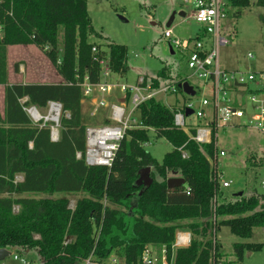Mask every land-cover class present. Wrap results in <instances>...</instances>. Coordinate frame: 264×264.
I'll return each mask as SVG.
<instances>
[{"label": "trees", "instance_id": "obj_1", "mask_svg": "<svg viewBox=\"0 0 264 264\" xmlns=\"http://www.w3.org/2000/svg\"><path fill=\"white\" fill-rule=\"evenodd\" d=\"M256 3L264 6V0ZM230 4L245 7L249 0ZM89 35L100 37L86 0H0V248L34 250L42 264H81L90 255L104 263L112 252L122 264H136L148 245L165 246L171 253L176 232L184 230L191 234L190 244L174 250L173 264H240L244 251L260 244L234 243L235 259L221 262L215 235L223 226L242 238L253 228H264V193L228 196L218 181L214 134L207 143L194 141L193 128L174 125L176 106L154 97L141 102V127L126 130L111 167L87 166L83 157H76L84 152L86 128L77 82L85 75L93 82L98 78L92 47L98 57L107 53L113 73L127 69L124 45L107 40L104 50L88 42ZM9 45L40 48L63 81L9 83ZM160 79H166L164 68L156 77L144 75L153 88L163 84ZM184 80L174 83L175 94L185 95L179 86ZM48 101L61 105L56 141L50 139L48 125H33L23 109L45 107ZM150 129L172 146L161 162L144 148ZM146 167L151 183L142 192L135 182ZM171 175L185 183L167 188ZM56 193L85 196L71 209L68 199L54 197ZM36 194L45 197L32 196Z\"/></svg>", "mask_w": 264, "mask_h": 264}, {"label": "rangeland", "instance_id": "obj_2", "mask_svg": "<svg viewBox=\"0 0 264 264\" xmlns=\"http://www.w3.org/2000/svg\"><path fill=\"white\" fill-rule=\"evenodd\" d=\"M257 0H249V5L245 7H233L229 9L227 17L222 21L225 33L231 32V43L219 50V67L226 71L241 70L264 71V6L256 3ZM87 12L92 27L100 34V37L89 35L88 42L99 44L106 50V42L124 45L127 49V69L124 74H112L110 82L132 85L138 77L144 75L156 77L160 69H165L166 79H160L163 84H174L177 81H187L194 87L195 95L188 97L183 94H159L157 100L166 106H181L185 101L191 105V110H197L200 100L203 97L208 99L205 108V119H198L194 114L185 117L187 128H198L202 123L210 119L212 111V90L211 83L204 82L191 74V70L186 65V57L179 49L172 46L168 39L163 36V32L171 29L172 38L184 40L193 38L201 26L192 18V8L182 4V0H86ZM185 13L181 16L179 12ZM174 18L169 26H166L172 13ZM59 40L61 33H59ZM170 47L172 53L170 52ZM247 53L252 54V58L247 57ZM61 57V51L58 53ZM7 63L11 72L9 83H21L24 74L31 75L40 70H44L47 75L56 74L59 76L56 67L50 62L45 53L38 47H23L19 45L7 46ZM18 63L17 69L21 65L23 74L21 77L15 74L13 64ZM37 71V72H36ZM49 82H62V78H50ZM26 83H36L37 78H26ZM249 89H254L253 84H248ZM250 92L247 90H231L227 93V102L221 107L242 106L245 110L243 117L239 118L244 125H238L237 119L232 118V122L225 126L213 130L216 145V169L217 172L231 184L223 188L228 196L242 192L245 196L256 193H264V133L250 126L249 121L254 113V105L250 101ZM3 104V86H0V115ZM88 104L81 105L82 123L85 126L98 125L102 122L101 113L96 117H90ZM41 114L46 113V109L39 108ZM61 114V111H60ZM60 116V115H59ZM132 117L137 121L138 112H134ZM54 126V122H49ZM146 151L157 162H161L163 155L170 151L171 144L162 137H156L153 130L148 132V141L144 144ZM222 153V154H220ZM17 180L20 176H17ZM35 197H45L43 194L32 195ZM54 197H65L70 206L75 205V201L85 196L79 194H53ZM17 211V207L14 208ZM189 232V231H187ZM215 240L220 244L221 262H229L235 259L232 245L234 243L260 244L244 251L240 264H264V229L253 228L252 233L247 238H242L232 234L225 226L221 227ZM11 253H18L30 264H42L34 250L25 253L16 249H9ZM89 258V257H88ZM117 263H122V258L113 252L104 263L98 261L97 264H110L111 259ZM93 262V259H91ZM0 264H19L11 255L0 261ZM81 264H87V260ZM88 264H96L89 263Z\"/></svg>", "mask_w": 264, "mask_h": 264}, {"label": "built area", "instance_id": "obj_3", "mask_svg": "<svg viewBox=\"0 0 264 264\" xmlns=\"http://www.w3.org/2000/svg\"><path fill=\"white\" fill-rule=\"evenodd\" d=\"M182 4L192 8V18L201 26L193 38L179 40L172 38L171 29L163 32V36L169 43L179 49L186 57V65L191 70V74L204 82L211 83L212 90V111L210 119L202 123L198 128H193L195 133L191 138L200 143H207L211 140V133L219 127L229 125L232 118L239 122L244 116L245 110L242 106H223L227 102V93L231 90L243 89L250 93V101L255 106L254 113L249 121L250 126L264 133V71H226L219 67V50L231 43V32L225 33L222 21L227 17L229 9L233 8L230 0H182ZM198 34H202L198 37ZM94 60L99 65L98 78L90 81L85 75L82 80L77 82L81 87V103H87L90 107L89 116L96 117L101 114L102 122L98 125H88L85 128V148L83 154L76 152V157H83L87 166L111 167L115 152L119 142L123 139L126 130L141 127L139 120H135L132 115L138 111V106L144 100L154 97L157 99L159 94L176 93L174 84H160L153 88L149 81L143 77H138L134 84L123 85L110 82L112 72L109 65L107 53L103 57H98V50L92 47ZM247 57L252 58L248 53ZM253 84L254 89H249L248 84ZM188 97V96H187ZM191 98V97H190ZM188 97L187 100L190 99ZM26 98H22L24 102ZM208 99L203 97L196 111H192L198 119H205V108ZM52 107H56L55 119L52 121ZM35 105L23 107L31 123L39 127L48 125L50 139H58V126L61 105L58 102L48 101L46 113L43 115ZM191 109V105L186 101L177 108L174 113V125L187 131L185 123V109ZM49 122H54V126ZM244 125L240 122L238 125ZM222 154V153H220ZM219 184L226 188L231 184L230 180L218 176ZM264 191V184L262 185ZM68 207L73 209L74 206ZM191 234L184 230L176 232L175 239L171 244V253H168L165 246H146L139 255L136 264H173L174 250L178 247H186L190 244ZM19 264H30V261L14 252L10 254ZM92 256L87 258V264L96 263L91 261ZM85 261V260H84ZM110 264L117 263L111 259Z\"/></svg>", "mask_w": 264, "mask_h": 264}, {"label": "water", "instance_id": "obj_4", "mask_svg": "<svg viewBox=\"0 0 264 264\" xmlns=\"http://www.w3.org/2000/svg\"><path fill=\"white\" fill-rule=\"evenodd\" d=\"M174 12L171 14L166 26H169L174 18ZM179 14L181 16H185V13L180 11ZM170 52L172 53V49L170 47ZM182 88L183 93L188 96V97H193L195 95V90L194 87L189 84L187 81H183L182 83H180L179 85ZM192 114V110L189 108L185 109V116H189ZM150 171L149 167L143 168L140 171L139 177L137 178L135 184L137 186L141 185V191L143 192L145 189L148 188V186L151 183V179L148 176V173ZM185 183V180L177 175H171L166 179V186L169 189H172L174 187L183 185ZM238 195H241L242 192L237 193ZM11 254L10 250L7 248H0V261L3 260L5 257L9 256Z\"/></svg>", "mask_w": 264, "mask_h": 264}, {"label": "crops", "instance_id": "obj_5", "mask_svg": "<svg viewBox=\"0 0 264 264\" xmlns=\"http://www.w3.org/2000/svg\"><path fill=\"white\" fill-rule=\"evenodd\" d=\"M19 46H23V47H29V45H19ZM30 46H33V45H30ZM6 51H7V48H6ZM7 54V53H6ZM248 54V53H247ZM13 67H14V64H13ZM10 69H9V63H7V72H8V79L10 78V75H11V72L9 71ZM17 72L18 71V73L17 74H15V76L16 75H18L19 76V74H23L24 72H23V70H21V65L19 66V68L17 69V70H15L14 69V72ZM40 71H42V72H38V74L37 73H35V74H31L30 76L29 75H27V74H24V77H23V79L24 80H26V78H28V77H30V78H37V79H39V81L38 82H36V83H40V84H48V83H52V82H49L47 79H50V78H59V76H57L56 74H52V76H49V75H47V73L44 71V70H40ZM37 72V71H36ZM19 77H21V75L19 76ZM24 80H22L23 82H21L22 84H25L26 82L24 81ZM56 83H61L60 81H57V82H54V84H56ZM12 84V83H11ZM0 86H3V85H0ZM3 89H4V86H3ZM84 103H81V105H83ZM85 104H87V103H85ZM89 106V105H88ZM89 108V107H88ZM3 114V104H2V110H1V115ZM237 123H240L239 121H237ZM178 176V175H177ZM264 229V228H263Z\"/></svg>", "mask_w": 264, "mask_h": 264}, {"label": "bare ground", "instance_id": "obj_6", "mask_svg": "<svg viewBox=\"0 0 264 264\" xmlns=\"http://www.w3.org/2000/svg\"><path fill=\"white\" fill-rule=\"evenodd\" d=\"M58 112V109L55 107H52V121H54V119H55V113H57Z\"/></svg>", "mask_w": 264, "mask_h": 264}]
</instances>
